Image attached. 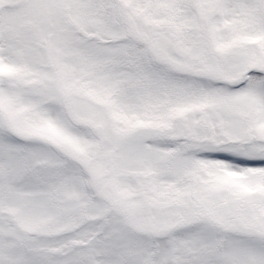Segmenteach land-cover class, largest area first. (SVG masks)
<instances>
[{
  "label": "snow or ice",
  "instance_id": "obj_1",
  "mask_svg": "<svg viewBox=\"0 0 264 264\" xmlns=\"http://www.w3.org/2000/svg\"><path fill=\"white\" fill-rule=\"evenodd\" d=\"M0 264H264V0H0Z\"/></svg>",
  "mask_w": 264,
  "mask_h": 264
}]
</instances>
